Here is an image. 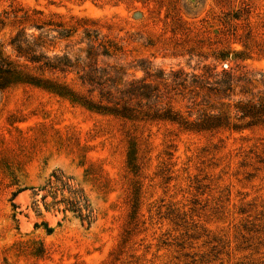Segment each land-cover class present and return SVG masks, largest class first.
I'll list each match as a JSON object with an SVG mask.
<instances>
[{"label":"rangeland","instance_id":"1","mask_svg":"<svg viewBox=\"0 0 264 264\" xmlns=\"http://www.w3.org/2000/svg\"><path fill=\"white\" fill-rule=\"evenodd\" d=\"M32 9L42 12L39 21L95 20L104 40L123 48L106 61L144 77L128 69L141 60L171 94L163 105L182 114L187 92L161 83L171 70H264V0H0V48L10 59L21 26L44 33L19 24ZM80 32L58 49H75ZM74 78L65 77L79 89ZM56 169L82 187L95 210L89 225L62 204L44 208L36 189ZM0 264H264V127L195 133L162 121L132 125L39 87H1Z\"/></svg>","mask_w":264,"mask_h":264},{"label":"trees","instance_id":"2","mask_svg":"<svg viewBox=\"0 0 264 264\" xmlns=\"http://www.w3.org/2000/svg\"><path fill=\"white\" fill-rule=\"evenodd\" d=\"M35 14L42 12L35 9L23 11L18 22L20 25L28 23L30 28L44 31L43 34H28L21 26L8 43L15 59L4 55L0 48V88L9 83L32 85L132 125L162 121L177 125L179 130L195 133L243 132L264 127V70L253 72L246 69L235 73L230 66L218 71L208 64L202 65L200 73L171 70L161 83L165 87L171 85L170 90L179 87V94L183 97L187 92L191 106L188 105L186 114H182L163 105L162 100L170 99L171 94H164L159 89L157 76H153L150 67L144 66L141 60L133 65L130 63L128 69L141 70L144 77L127 74L123 65L106 61L114 57L120 59L116 56L123 54V48L117 41L104 40L106 35L100 34L95 20L70 15L74 22L67 24L49 19L39 21L34 18ZM51 14L62 16L55 12ZM233 18L237 19L236 16ZM78 29H81V36L75 44L78 46L74 49L67 42L58 49L57 41H68L78 34ZM242 45L246 46L245 42ZM230 53L244 59L243 51ZM69 74L75 76L74 80L81 88L67 83L65 77ZM167 79L170 84H166ZM205 95L213 96V102ZM193 106L196 109H192ZM131 148L130 154L133 155L135 148L133 145ZM24 189L13 191L11 199ZM36 190L43 191L40 201L46 210L59 209L58 205L62 204L60 211L71 212L87 225L95 219V210L82 187L61 169L52 170ZM48 197L50 200L46 199ZM41 225L47 234L53 231L46 222L42 221ZM38 226L34 223V227Z\"/></svg>","mask_w":264,"mask_h":264}]
</instances>
